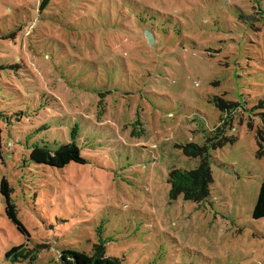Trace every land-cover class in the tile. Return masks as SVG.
Returning a JSON list of instances; mask_svg holds the SVG:
<instances>
[{"label": "rangeland", "instance_id": "374dc122", "mask_svg": "<svg viewBox=\"0 0 264 264\" xmlns=\"http://www.w3.org/2000/svg\"><path fill=\"white\" fill-rule=\"evenodd\" d=\"M44 1L0 0V182L28 233L0 195V264L99 242L121 264H264V0ZM70 142L87 164L29 161ZM191 145L212 173L203 204L169 197Z\"/></svg>", "mask_w": 264, "mask_h": 264}, {"label": "trees", "instance_id": "16d2710c", "mask_svg": "<svg viewBox=\"0 0 264 264\" xmlns=\"http://www.w3.org/2000/svg\"><path fill=\"white\" fill-rule=\"evenodd\" d=\"M47 1L45 0L43 3H47ZM2 69L0 66V79ZM215 102L217 109L222 113L230 111L232 115L239 108L238 103L226 102L221 99H215ZM258 138L261 139V135ZM257 145L259 147L257 157L261 158L264 156V151L260 141H257ZM184 153L189 157L199 158V164L190 171L172 169L169 172L167 178L170 185L169 197L175 200L181 196L185 201L203 204L210 196V185L213 182L207 152L205 147L191 145L185 149ZM29 161L34 166L56 170L64 169L71 163L76 165L87 164L86 159L81 155L80 148L74 142L60 145L56 149H51L44 144H35L31 148ZM0 195L6 204L5 214L7 218L11 220L21 234L28 235L25 227L17 217L15 206L11 200V189L4 178L0 182ZM252 219H264V182L260 186L252 211ZM23 252L24 250L20 247H13L5 253V259L10 262L16 261L19 256L23 255ZM58 261L60 264H121L119 260L106 256L105 247L101 242L94 244L90 253L75 249H64L60 252Z\"/></svg>", "mask_w": 264, "mask_h": 264}, {"label": "water", "instance_id": "95a60500", "mask_svg": "<svg viewBox=\"0 0 264 264\" xmlns=\"http://www.w3.org/2000/svg\"><path fill=\"white\" fill-rule=\"evenodd\" d=\"M146 37L149 43L153 42V38L149 33H146Z\"/></svg>", "mask_w": 264, "mask_h": 264}]
</instances>
